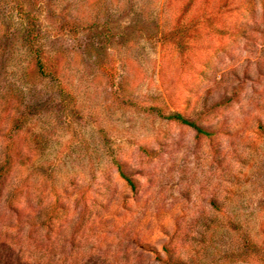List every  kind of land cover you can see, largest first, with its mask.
Returning <instances> with one entry per match:
<instances>
[{
  "label": "rangeland",
  "instance_id": "rangeland-1",
  "mask_svg": "<svg viewBox=\"0 0 264 264\" xmlns=\"http://www.w3.org/2000/svg\"><path fill=\"white\" fill-rule=\"evenodd\" d=\"M2 243L264 264V0H0Z\"/></svg>",
  "mask_w": 264,
  "mask_h": 264
},
{
  "label": "trees",
  "instance_id": "trees-1",
  "mask_svg": "<svg viewBox=\"0 0 264 264\" xmlns=\"http://www.w3.org/2000/svg\"><path fill=\"white\" fill-rule=\"evenodd\" d=\"M38 66H40L39 62H38ZM167 119L168 120H172V121H176V122H178L180 124H183V125L190 126L193 129H195V131L198 134L208 135V132L205 129H203L202 127L197 126L194 122L186 119L181 114H172V115L168 116ZM118 171H119V174H120L121 178L124 179L128 185H132V181L127 176H125L122 172H120L119 166H118ZM0 246L3 247V248H8V247H6V244H4V243H2ZM21 251H19V254L21 253ZM19 254L17 256H19ZM20 255H21L19 257L20 261L19 262L17 261L18 262L17 264H22L21 262H23V260H22L23 254H20ZM23 264H25V263H23ZM171 264H181V263H171Z\"/></svg>",
  "mask_w": 264,
  "mask_h": 264
}]
</instances>
